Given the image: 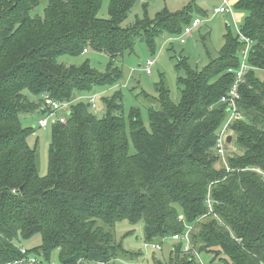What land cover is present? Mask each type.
Segmentation results:
<instances>
[{"label": "trees", "instance_id": "trees-1", "mask_svg": "<svg viewBox=\"0 0 264 264\" xmlns=\"http://www.w3.org/2000/svg\"><path fill=\"white\" fill-rule=\"evenodd\" d=\"M42 1L0 0V264L20 258L15 242L36 234L41 242L28 249L32 264H51L55 249L59 264L140 262L141 251L115 238L122 220L142 221L145 244L191 227L190 251L172 240L169 257L152 256L153 264H194L193 251L207 264H264V78L256 74L264 72V0H234L244 13L239 33L252 41L250 68L239 85L244 117L231 125L226 146L239 151L219 169L216 138L226 119L219 98L234 79L227 68L238 66L245 45L238 35L224 34L217 57L202 68L179 57L180 98L172 102L161 76L147 127L138 106L125 120L118 91L103 98L106 111L96 116L93 89L120 79L114 63L133 51L135 40L153 51L157 36L180 34L194 1L153 18L142 1L143 16L125 27L127 12L141 0H110L106 18L97 14L103 0H48L43 16H32ZM89 51L108 56L104 71L88 58L77 65L57 61ZM85 93L88 100L77 101ZM46 97L69 111L63 122H51L48 170L40 175L27 141L33 128L20 123V114L45 116Z\"/></svg>", "mask_w": 264, "mask_h": 264}, {"label": "rangeland", "instance_id": "rangeland-1", "mask_svg": "<svg viewBox=\"0 0 264 264\" xmlns=\"http://www.w3.org/2000/svg\"><path fill=\"white\" fill-rule=\"evenodd\" d=\"M110 0H103L98 11L100 17L108 16V6ZM142 1L146 2V12L150 18L155 17L157 11L166 8L168 11L182 9L191 0H141L135 3L127 12L125 20L121 23L122 27L132 23L136 18L143 16ZM194 9L191 12V20L198 18L200 23L194 27L192 31L183 35L184 42H180V37L186 26L178 35L161 34L155 39V48L150 51L147 46L135 40V45L131 53H126L122 58L116 60L114 65L118 66L121 71V77L111 85L96 86L93 89V94L96 98V107H90V111L96 116H103L106 111V105L103 98L110 97L115 92H120L122 95L121 104L123 105V117L127 118V112L132 106H138L141 112V119L144 124L149 126L148 107L152 105V98L157 96L155 83L164 76L167 87L170 90V99L172 102H178L180 98V90L177 88V78L182 75L181 71L176 70L175 63L179 57H185L186 61L194 67L202 68L211 58L217 57V51L223 44V35L230 33L231 35H239L240 24L244 18V13L234 8V0H224L228 5L229 11L214 12L213 8L223 2V0H193ZM48 0H43L39 5L34 7L31 15L43 16L44 8ZM225 22L228 26L225 25ZM239 55V62L243 60ZM88 58L91 66L96 67L100 71H104L109 63L108 56L103 52L89 51L81 53L78 56L64 54L57 58L62 64H80L83 59ZM153 59L154 63L150 66L149 72H146V61ZM257 76L264 78V72L256 71ZM147 93L145 97L143 93ZM85 93L77 101L86 102L88 95ZM41 117L37 111L20 114V123L23 126L33 128V132L27 136L28 144L35 147L38 154L37 168L40 175L47 173L48 162V147L51 141L50 131L51 123L47 127L38 125V118ZM233 137L235 135L233 133ZM233 146V143H232ZM238 148H228L225 155L220 156V159L215 162L217 169L221 168L222 164L227 166L226 156L238 152ZM216 153V152H214ZM143 223L138 221L134 224L126 220L118 221L114 226L115 238L121 241L125 248L134 251H141L144 254V259L140 260V264H153L152 256L159 259H167L170 254L171 246L175 241L170 238L162 239L160 249H156L143 241ZM41 242L40 234H36L29 238L21 239L15 243L19 246L33 249L39 246ZM207 261L208 259L203 256ZM51 264H59L58 250L55 249L50 255ZM138 261V260H137ZM115 264H124V261L117 259Z\"/></svg>", "mask_w": 264, "mask_h": 264}, {"label": "built area", "instance_id": "built-area-1", "mask_svg": "<svg viewBox=\"0 0 264 264\" xmlns=\"http://www.w3.org/2000/svg\"><path fill=\"white\" fill-rule=\"evenodd\" d=\"M214 12H226L229 11L228 5L222 4L219 6H216L213 8ZM200 23V20L198 18H193L189 24V26H186L183 30V33L180 37V42H184V37L183 35H186L192 31L194 27H197V25ZM239 39L245 42V45L240 49V55L242 56L243 60L239 62L237 67L233 68H227V71L234 74V79L232 84L230 85L231 87L223 93L220 98L219 102H222L226 106V119L223 121L221 124L217 138H216V151L219 155L223 156L225 155L227 151V137L231 135V125L238 119H242L244 116L242 115L240 109H239V98H240V84L245 80V75L248 72V69L250 68L249 63L247 62V57H248V49L252 43V41L248 38L239 33ZM86 51V49L84 50ZM154 63L153 59H148L146 61V72H149L148 66L152 65ZM90 103L93 108L96 107V102L94 98L90 99ZM45 104L47 107H49L48 112L45 114V116L40 117L37 122L39 126L41 127H47L49 123H53L56 121L63 122L64 117L66 113L69 111L68 108L64 104H60L58 101L52 99V98H45ZM232 136V135H231ZM257 171L260 172L259 169H256ZM264 176V174H263ZM209 206H210V211L211 205L208 200ZM181 218V216H180ZM190 226L186 231L183 233H177L171 236L172 240H181L183 241V250L184 251H190L192 248L191 240L189 237V231H190ZM147 245H150L156 249H160L161 244L156 243V242H147ZM20 252H21V257L12 260L8 264H32L36 262V257L34 254L28 252V248L20 246ZM195 255V263L194 264H207L205 260L202 258L201 255H199L196 251H193ZM98 264H103L98 263ZM124 264H140L139 261L137 260H124Z\"/></svg>", "mask_w": 264, "mask_h": 264}, {"label": "water", "instance_id": "water-1", "mask_svg": "<svg viewBox=\"0 0 264 264\" xmlns=\"http://www.w3.org/2000/svg\"><path fill=\"white\" fill-rule=\"evenodd\" d=\"M105 74H108V72H106ZM231 139H232V136H231V135H229V136L227 137V142H230V141H231Z\"/></svg>", "mask_w": 264, "mask_h": 264}, {"label": "crops", "instance_id": "crops-1", "mask_svg": "<svg viewBox=\"0 0 264 264\" xmlns=\"http://www.w3.org/2000/svg\"><path fill=\"white\" fill-rule=\"evenodd\" d=\"M226 2L223 0V2H220V4L219 5H222V4H225ZM219 5H217V6H219ZM225 25L226 26H228V24L225 22Z\"/></svg>", "mask_w": 264, "mask_h": 264}]
</instances>
